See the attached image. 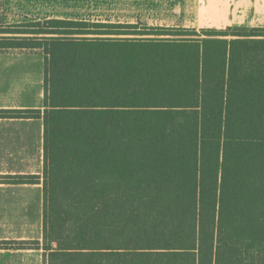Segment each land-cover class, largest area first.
<instances>
[{"label": "trees", "instance_id": "1", "mask_svg": "<svg viewBox=\"0 0 264 264\" xmlns=\"http://www.w3.org/2000/svg\"><path fill=\"white\" fill-rule=\"evenodd\" d=\"M3 49L44 55L43 112L0 110L43 120L44 264H264V27L52 18Z\"/></svg>", "mask_w": 264, "mask_h": 264}, {"label": "crops", "instance_id": "2", "mask_svg": "<svg viewBox=\"0 0 264 264\" xmlns=\"http://www.w3.org/2000/svg\"><path fill=\"white\" fill-rule=\"evenodd\" d=\"M89 0H1L0 22L86 20ZM59 7H68V11ZM94 21V20H90ZM44 55L0 50V110H44ZM42 117H0V176H38L36 182H0V264H43ZM22 242L19 246L17 243ZM9 243H12L10 246Z\"/></svg>", "mask_w": 264, "mask_h": 264}, {"label": "rangeland", "instance_id": "3", "mask_svg": "<svg viewBox=\"0 0 264 264\" xmlns=\"http://www.w3.org/2000/svg\"><path fill=\"white\" fill-rule=\"evenodd\" d=\"M89 1V5L82 7L81 10V15L86 20L196 29H225L228 26L264 27V0ZM59 8L68 11L71 7ZM3 25L8 24L0 22V26Z\"/></svg>", "mask_w": 264, "mask_h": 264}]
</instances>
